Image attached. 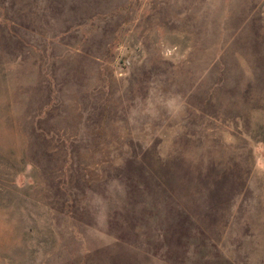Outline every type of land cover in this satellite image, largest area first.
<instances>
[{
    "label": "rangeland",
    "instance_id": "374dc122",
    "mask_svg": "<svg viewBox=\"0 0 264 264\" xmlns=\"http://www.w3.org/2000/svg\"><path fill=\"white\" fill-rule=\"evenodd\" d=\"M0 264H264V0H0Z\"/></svg>",
    "mask_w": 264,
    "mask_h": 264
}]
</instances>
